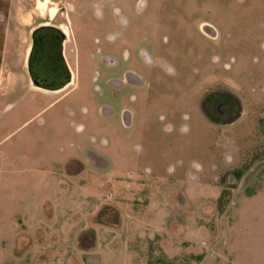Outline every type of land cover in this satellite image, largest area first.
<instances>
[{
  "label": "rangeland",
  "instance_id": "1",
  "mask_svg": "<svg viewBox=\"0 0 264 264\" xmlns=\"http://www.w3.org/2000/svg\"><path fill=\"white\" fill-rule=\"evenodd\" d=\"M66 1L51 104L25 51ZM0 264H264V0H0Z\"/></svg>",
  "mask_w": 264,
  "mask_h": 264
},
{
  "label": "flooded vegetation",
  "instance_id": "2",
  "mask_svg": "<svg viewBox=\"0 0 264 264\" xmlns=\"http://www.w3.org/2000/svg\"><path fill=\"white\" fill-rule=\"evenodd\" d=\"M68 4L67 1L66 5L62 3L61 12L51 21L39 22L33 28L26 59V69L31 74L33 86L38 90L41 89L52 94H58L71 83L74 76L68 57L67 43L71 40V35L77 41V33L76 22L68 10ZM69 5L73 10L76 9L74 4ZM143 41L145 42V39ZM141 54L145 57L146 52L143 51ZM130 72L132 74L128 76V82L140 83V74H137L135 70ZM79 87L80 82L78 81L69 93ZM202 106L209 116L220 122L231 121L237 117L239 112V103L236 97L222 92L212 93L206 97Z\"/></svg>",
  "mask_w": 264,
  "mask_h": 264
},
{
  "label": "crops",
  "instance_id": "3",
  "mask_svg": "<svg viewBox=\"0 0 264 264\" xmlns=\"http://www.w3.org/2000/svg\"><path fill=\"white\" fill-rule=\"evenodd\" d=\"M28 51H29V49L25 51V58H24L25 66H26V59H27ZM74 82H76V77L75 76H73V80L71 81V83L69 85H67L65 88H63L58 93V94H60L59 97H57L54 101H52L51 104H53L54 102L58 101L62 97L66 96L69 93V91H67V88H69V86H71ZM93 156H94L95 159H98V157L96 155H93Z\"/></svg>",
  "mask_w": 264,
  "mask_h": 264
},
{
  "label": "trees",
  "instance_id": "4",
  "mask_svg": "<svg viewBox=\"0 0 264 264\" xmlns=\"http://www.w3.org/2000/svg\"><path fill=\"white\" fill-rule=\"evenodd\" d=\"M237 176H238V177H240V174H239V173H237Z\"/></svg>",
  "mask_w": 264,
  "mask_h": 264
}]
</instances>
